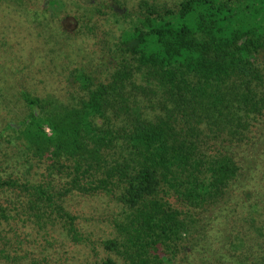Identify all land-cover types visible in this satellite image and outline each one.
<instances>
[{
    "label": "trees",
    "instance_id": "1",
    "mask_svg": "<svg viewBox=\"0 0 264 264\" xmlns=\"http://www.w3.org/2000/svg\"><path fill=\"white\" fill-rule=\"evenodd\" d=\"M85 7L86 20L103 15ZM107 8L113 27L87 55L59 23L65 0H0L20 27L3 49L11 59L16 48L18 77L27 70L18 67L22 38L45 53L58 47L73 67L67 83L47 71L35 90L24 80L27 114L0 130V188L13 198L0 203V264H47L46 236L66 244L75 264H264V200L234 196L239 166L212 129L199 128L226 119L229 136L241 131L249 144L263 123L264 0H141L128 15ZM45 53L35 69H45ZM64 175L58 191L51 179ZM73 193L104 194L123 209L115 236L81 259L77 216L58 202Z\"/></svg>",
    "mask_w": 264,
    "mask_h": 264
},
{
    "label": "rangeland",
    "instance_id": "2",
    "mask_svg": "<svg viewBox=\"0 0 264 264\" xmlns=\"http://www.w3.org/2000/svg\"><path fill=\"white\" fill-rule=\"evenodd\" d=\"M36 1L40 3L42 0ZM65 1L67 3V9L62 14L61 22L59 21L60 25L65 27L68 31V35L73 39L75 45L81 49L82 53L92 55L93 52H96L95 43L98 44L99 41H102L104 31L113 27L112 21L115 18L112 15V11L107 7L114 6L116 9L128 15L137 10L141 0H120L121 2H119L118 5L115 4V0ZM148 1L157 3L158 1L162 2L166 0ZM90 3L97 4L103 13V15L96 16L91 21L86 20L84 15L86 8L85 5ZM102 6L106 7L102 8ZM8 13L9 11L0 12V130L8 122H21L27 114V108L20 99V90L24 80L27 82L34 81L32 84H35L36 86L35 88H31L35 90L44 84V77H46L45 71H47V73L51 75H61L67 83L69 72L73 69L70 58L68 57L67 62L62 57L63 55L58 51V47L53 45L50 46L49 44L45 47V49H47V53H45L40 46H36L34 49L31 47L33 44L29 42V40L22 38L19 49L23 50L22 54L24 60L21 62V65L18 63V65H20L18 67L20 69L26 67L27 70L24 75L18 77L15 73V69H13L14 65L12 64V60H16V48L12 49V60L3 50L4 47H7L10 44L12 46L13 42L19 41L16 35H18L17 31L20 27L16 28V24L12 22ZM126 16L124 15L125 18ZM124 17L120 16V19H124ZM125 20L126 19H124V21ZM126 21H130L129 17H127ZM117 30L119 32L121 31L120 28ZM52 49H54V51ZM38 52L46 54L47 64L45 65V69H35V66L37 67V61L39 60ZM78 55V60H81L83 54L81 55V53L78 52ZM44 63L45 59L43 60V64ZM259 63L264 71V52L259 56ZM36 71H38L39 74H36ZM30 76L32 80L29 79ZM69 90L70 85L68 84V99L65 100V102L71 104L73 101L70 99H72L73 96H77V94L70 93ZM207 123L201 124L199 128L204 129L205 132L212 129L211 131L218 137V145L216 148H223L225 154L233 157L240 168L239 180L233 187V190L235 191L234 196L240 198L242 196L244 199H246V197H251L252 199L259 197L258 199L264 200V121L261 125L254 128L252 134L253 139L249 136V144L244 141L243 133L241 131H238V136L235 138L229 136L227 131H225L227 127L226 119L218 121V123H220L219 125H214L211 122H209L208 125ZM218 128L221 129L219 133H217ZM1 151L2 150H0V152ZM12 152L13 151L8 150L7 152H4V155L11 154ZM38 167L39 166H37L35 171H37L36 174L40 179L37 181H43L46 166H41V169ZM17 168H21V166H17ZM47 179H49V176H47ZM37 181H34L33 185L41 183ZM51 182V185L56 190L63 191V186L68 183V177L65 175L53 177ZM13 191L15 196H18L22 192L21 188ZM9 193L11 192L0 188V203L5 204L3 207H6V203L10 199H13L10 197L11 195ZM58 202H60L72 215L77 216V225L84 239L82 245L76 250L79 259H81V256H84L81 252L87 254L89 247L92 249L97 248L103 243V241L115 236L113 220L115 221L117 216L123 212L122 206L116 201H112V199L106 197L104 194L91 196L82 193H73ZM196 212L199 214H212L213 210H196ZM12 227L13 224L10 223L9 228H6L7 234H5V236L8 235L9 237H12ZM216 230L219 229L217 228ZM46 237L50 240V244L44 243L43 245H40L41 248H48L47 252L39 250L40 258L44 257V255L48 257L46 260L47 264H75L68 261V246L66 244H63L61 241L56 242L52 237ZM227 238L228 234L227 232H224L219 235L218 240L224 242ZM28 241H30L31 244H35L31 238H28ZM99 251L101 252L99 253L101 255L103 251L101 249H99Z\"/></svg>",
    "mask_w": 264,
    "mask_h": 264
}]
</instances>
